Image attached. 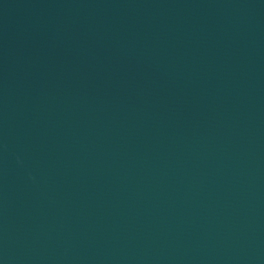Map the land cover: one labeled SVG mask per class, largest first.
Wrapping results in <instances>:
<instances>
[{
    "label": "water",
    "instance_id": "obj_1",
    "mask_svg": "<svg viewBox=\"0 0 264 264\" xmlns=\"http://www.w3.org/2000/svg\"><path fill=\"white\" fill-rule=\"evenodd\" d=\"M0 264H264V0H0Z\"/></svg>",
    "mask_w": 264,
    "mask_h": 264
}]
</instances>
